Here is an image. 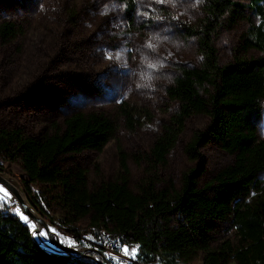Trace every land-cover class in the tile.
Returning <instances> with one entry per match:
<instances>
[{"label": "trees", "instance_id": "16d2710c", "mask_svg": "<svg viewBox=\"0 0 264 264\" xmlns=\"http://www.w3.org/2000/svg\"><path fill=\"white\" fill-rule=\"evenodd\" d=\"M111 1L120 11L119 35L136 38L143 26L134 0ZM263 3L204 1L205 17L198 27L187 28L198 36L202 62L194 68L177 67L165 91L177 106L175 114L149 149V174L142 173L132 187L127 163L137 160L134 155L119 152L120 170L113 179L102 177L96 166L83 167L78 159L102 152L121 128L132 131L139 125L140 111L124 100L112 112L77 111L38 133L0 126V168L20 167L33 206L43 215L47 209L58 213L61 238L70 236L74 243L69 247L78 251H44L33 241V229L2 200L0 264H112L98 246L105 238L135 250L128 264H190L197 259L202 264H264V187L258 179L264 171V139L249 120L264 102ZM242 8L254 19L241 49L261 57L237 56L221 65L213 37L224 19ZM24 37L21 23L0 22V47H18ZM195 116H204L208 126L206 133H193L185 144L189 158L203 161L201 149L213 142L230 160L202 186V167L183 173L178 182L163 181L152 169L166 165L186 122ZM217 223L233 239L215 243Z\"/></svg>", "mask_w": 264, "mask_h": 264}, {"label": "rangeland", "instance_id": "374dc122", "mask_svg": "<svg viewBox=\"0 0 264 264\" xmlns=\"http://www.w3.org/2000/svg\"><path fill=\"white\" fill-rule=\"evenodd\" d=\"M204 1L134 0L143 27L131 40L119 35L120 11L111 0H0V22L15 20L25 30L18 47H0V126L38 133L77 111L112 112L124 100L140 111L139 125L132 131L121 128L102 152L85 153L78 159L83 167L90 170L96 166L102 177L113 179L120 170L119 152L134 155L139 162L129 158L127 163L132 187L142 173L149 174V149L175 114L177 106L165 91L177 67L194 68L202 62L198 36L187 28L198 27L205 17ZM235 13L224 19L213 37L221 65L237 56L261 57L257 51L241 49L248 23L254 19L252 13L246 8ZM249 120L264 139V102ZM207 126L204 116L188 120L166 165L152 169V174L178 182L183 173L202 167L199 186L208 182L229 157L213 142L201 149V162L185 152L192 134L206 133ZM2 165L0 169L21 181L17 164ZM258 179L264 187V171ZM3 201L10 205L6 198ZM47 210V215L36 212L64 245L71 246L74 241L70 236L61 238L59 214ZM214 239L217 244L233 239L232 232L217 223ZM134 253L128 249L117 264L130 263ZM190 264L202 263L197 259Z\"/></svg>", "mask_w": 264, "mask_h": 264}, {"label": "water", "instance_id": "95a60500", "mask_svg": "<svg viewBox=\"0 0 264 264\" xmlns=\"http://www.w3.org/2000/svg\"><path fill=\"white\" fill-rule=\"evenodd\" d=\"M0 186L4 188V191H0V194L4 196L5 192H7L8 197L6 199L10 202V205L15 206L16 208L19 207L21 212L29 218L28 222L26 223L23 221L18 214L17 216L29 226L35 225V228L31 231V237L33 241L37 243V245H39L46 252L58 251L70 254H78L77 250L63 245L60 242L59 237L50 231L48 223L45 222V220H43L42 217L36 212L37 209L31 203V200L28 197V194L21 181L16 180L14 177L8 175V173H6L4 170L0 169ZM33 231H36L37 233L39 231H46L48 232V236H33Z\"/></svg>", "mask_w": 264, "mask_h": 264}, {"label": "built area", "instance_id": "2783aa9c", "mask_svg": "<svg viewBox=\"0 0 264 264\" xmlns=\"http://www.w3.org/2000/svg\"><path fill=\"white\" fill-rule=\"evenodd\" d=\"M81 242L87 243V240L82 239ZM98 244L106 259L112 264L120 262V253H125V248H121V242H117V239L105 238Z\"/></svg>", "mask_w": 264, "mask_h": 264}, {"label": "snow or ice", "instance_id": "6c2138e0", "mask_svg": "<svg viewBox=\"0 0 264 264\" xmlns=\"http://www.w3.org/2000/svg\"><path fill=\"white\" fill-rule=\"evenodd\" d=\"M0 191H4V188H3L2 186H0ZM7 197H8V193L5 192L4 197H0V200H3V199H5V198H7ZM15 211H16V213L20 216V218H21L23 221H25L26 223L28 222V219H29V218L21 212V209H20L19 207H17V208L15 209ZM30 227L35 228V225H30ZM52 231L54 232L55 229H53ZM32 235H33V236H37V235H39L40 237H47V236H48V232H46V231H39V232L37 233L36 231H33V232H32ZM127 251H128V249L125 248V253H127Z\"/></svg>", "mask_w": 264, "mask_h": 264}, {"label": "bare ground", "instance_id": "6f19581e", "mask_svg": "<svg viewBox=\"0 0 264 264\" xmlns=\"http://www.w3.org/2000/svg\"><path fill=\"white\" fill-rule=\"evenodd\" d=\"M121 248H125V247H121ZM120 255L122 256V255H124V253H120Z\"/></svg>", "mask_w": 264, "mask_h": 264}]
</instances>
